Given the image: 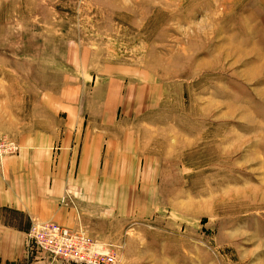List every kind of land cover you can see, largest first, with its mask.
I'll list each match as a JSON object with an SVG mask.
<instances>
[{
  "label": "rangeland",
  "instance_id": "rangeland-1",
  "mask_svg": "<svg viewBox=\"0 0 264 264\" xmlns=\"http://www.w3.org/2000/svg\"><path fill=\"white\" fill-rule=\"evenodd\" d=\"M67 132L116 264H264V0H0V166Z\"/></svg>",
  "mask_w": 264,
  "mask_h": 264
},
{
  "label": "crops",
  "instance_id": "crops-1",
  "mask_svg": "<svg viewBox=\"0 0 264 264\" xmlns=\"http://www.w3.org/2000/svg\"><path fill=\"white\" fill-rule=\"evenodd\" d=\"M72 141L70 132L63 134L59 141L32 139L18 155L3 159L0 166V264H62L38 253L27 257V231L34 221L53 222L90 233L85 226L84 194L77 192V201L70 198L68 205L61 200L63 189L73 177V167L79 170L82 162L95 171L103 142L100 137L82 140L76 157ZM76 175L79 179L78 172Z\"/></svg>",
  "mask_w": 264,
  "mask_h": 264
},
{
  "label": "built area",
  "instance_id": "built-area-1",
  "mask_svg": "<svg viewBox=\"0 0 264 264\" xmlns=\"http://www.w3.org/2000/svg\"><path fill=\"white\" fill-rule=\"evenodd\" d=\"M13 144L0 149V158L5 154H12ZM1 153H4L1 155ZM61 203L68 205L67 198ZM26 255L38 253L62 264H116L112 252L102 251V245L79 229H70L53 222L31 223L27 231Z\"/></svg>",
  "mask_w": 264,
  "mask_h": 264
}]
</instances>
